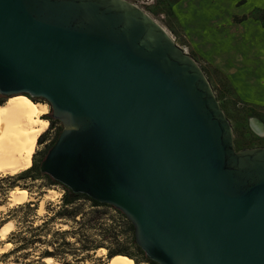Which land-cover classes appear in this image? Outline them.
<instances>
[{
    "label": "water",
    "instance_id": "water-1",
    "mask_svg": "<svg viewBox=\"0 0 264 264\" xmlns=\"http://www.w3.org/2000/svg\"><path fill=\"white\" fill-rule=\"evenodd\" d=\"M0 94L50 103L42 171L122 210L150 259L264 264V147L236 149L200 64L137 4L0 0Z\"/></svg>",
    "mask_w": 264,
    "mask_h": 264
},
{
    "label": "rangeland",
    "instance_id": "rangeland-1",
    "mask_svg": "<svg viewBox=\"0 0 264 264\" xmlns=\"http://www.w3.org/2000/svg\"><path fill=\"white\" fill-rule=\"evenodd\" d=\"M129 1L155 18L200 64L232 122L236 149L264 147V130L259 131L255 127L258 122H254L264 124V0ZM9 98L0 97V101ZM38 101L47 103L49 112L42 116L48 121L47 131L42 142L37 141L31 157L30 167L33 165L36 171L30 173L32 177L19 179L16 187L11 186L13 180H0V227L14 221L6 237L0 234V264H108L110 241L100 249L83 252L82 242L77 241L79 235L73 234L77 230L88 234L87 241L100 240L101 228L114 223L104 208L81 198L74 207L86 216L76 223L62 214L72 209L65 205L64 186L50 184L46 177L38 175L37 168L64 128L62 122L51 127V105L44 99ZM20 189L26 190L30 198L21 204L10 199ZM51 189L59 193L46 196ZM12 201L15 204H8ZM94 217H98L96 224L86 232L85 224ZM67 230L71 232L63 234ZM35 234L39 235L37 242H33ZM123 239L136 257L132 259L135 264H152L134 250L129 238ZM53 243L58 249L56 257L44 254L54 249ZM16 247L19 249L14 251Z\"/></svg>",
    "mask_w": 264,
    "mask_h": 264
},
{
    "label": "bare ground",
    "instance_id": "bare-ground-1",
    "mask_svg": "<svg viewBox=\"0 0 264 264\" xmlns=\"http://www.w3.org/2000/svg\"><path fill=\"white\" fill-rule=\"evenodd\" d=\"M48 112L47 103L34 101L28 95L12 96L0 107V174L14 175L31 166V157L38 138L48 128V121L42 117ZM255 127L259 130L260 125L255 123ZM49 191L45 194L48 197L59 193L53 189ZM10 199L19 204L30 200L26 190L23 189L13 193ZM13 201L8 204H15ZM41 203L43 204L42 199ZM13 226L12 220L3 224L0 227L1 236L6 237ZM64 226L67 227V224ZM47 259L52 261L51 257ZM108 264H134V262L126 256H115Z\"/></svg>",
    "mask_w": 264,
    "mask_h": 264
},
{
    "label": "trees",
    "instance_id": "trees-1",
    "mask_svg": "<svg viewBox=\"0 0 264 264\" xmlns=\"http://www.w3.org/2000/svg\"><path fill=\"white\" fill-rule=\"evenodd\" d=\"M0 97L2 98L5 96L0 94ZM33 99H34V101H38L39 98H33ZM4 103L5 102L0 101V107L2 105H4ZM51 109H52V106H51ZM52 112H53V109H52ZM51 119H52L51 127L54 126L55 122L61 123V121L59 119L55 118L54 116ZM61 129H62V127L60 126V130ZM44 134L38 138L39 142H42ZM58 134H60V133H58ZM58 136H57V138H58ZM57 138H56V140H57ZM37 169H38V175L46 177L50 184H62L64 186L65 191H66V193L64 195L65 205L66 206H72L71 210L66 209V213H62L64 215V217L68 216L69 219L75 221L76 223H81L82 219L85 220L86 215L82 211H80L77 207L75 208L74 205L77 204V202L81 198H86V199L92 201V203L95 207H103L104 213L106 215H108L111 220H113V222H114L113 225H109L107 228H101L102 238L100 240L96 239L93 241H87V240H89L88 239L89 236L87 233H80L77 230L73 231V234L75 236L79 235V239L77 241L82 242V244H83L82 250H84L83 252H85V251L89 252L90 249H92V250L100 249L101 247H104V242L110 241L112 244L107 246L109 258H113L115 256H126L131 260L133 258L136 259V257L133 256L132 251L127 249L126 239H123L125 237V238L130 239L131 246L134 248V250H136L138 253H140L147 262L152 263V264H159L158 262L150 259L147 256L146 252L139 246V244L137 243V240H136V236H135V226H134L133 222L128 218V216L122 210L114 207L113 205L97 201L96 199L88 196L87 194L75 193L67 185L58 181L49 173L43 172L41 169V166L38 167ZM32 171H36L33 165H32V167L28 168L27 170H24L20 173L14 174V175H11V174L1 175L2 178H0V180L1 179H2V181L13 180V182L11 183V186L16 187L18 180L26 178V177H30L31 176L30 173H32ZM33 177L36 178L37 176H33ZM96 219H98V217H94L93 219L88 220V223L85 224L86 232H88V229L93 228L94 224H96V221H95ZM67 232H71V230L63 231V234H66ZM57 233H60V231H58ZM38 236L39 235H37V234L34 235L35 238L33 239V242H37L36 239L38 238ZM89 242H91L93 244L90 245ZM53 246H54V249L46 250L44 254H46L48 256L56 257L58 249L55 247V243H53ZM17 249H19V248L16 247L14 249V251H17Z\"/></svg>",
    "mask_w": 264,
    "mask_h": 264
}]
</instances>
